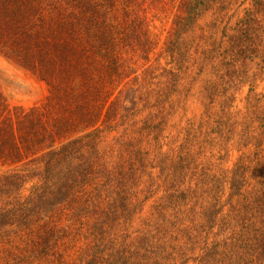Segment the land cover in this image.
Here are the masks:
<instances>
[{
  "label": "trees",
  "instance_id": "16d2710c",
  "mask_svg": "<svg viewBox=\"0 0 264 264\" xmlns=\"http://www.w3.org/2000/svg\"><path fill=\"white\" fill-rule=\"evenodd\" d=\"M210 1L179 3L161 66L144 1L0 0V55L47 87L32 108L0 93V240L19 264H264V93L249 85L233 108L252 25L197 119L181 88L184 36Z\"/></svg>",
  "mask_w": 264,
  "mask_h": 264
},
{
  "label": "rangeland",
  "instance_id": "374dc122",
  "mask_svg": "<svg viewBox=\"0 0 264 264\" xmlns=\"http://www.w3.org/2000/svg\"><path fill=\"white\" fill-rule=\"evenodd\" d=\"M141 1H144L143 8H147L145 12L148 20H152L150 25H152L151 30L156 48L150 54L151 63L155 65L154 61L158 59L159 64L164 66L168 62V58L163 54L164 43L168 38L174 15L178 12L179 3L182 6L184 0ZM259 1L264 0H212L208 3L207 11L192 20L193 25L184 36L189 48L186 49L184 60L179 63L182 92L184 91L188 98V118L197 119L201 115L202 88L218 81L216 75L222 73L221 61L229 57L233 36L244 24L252 25L250 34H252L253 46L248 52V59L239 60V76L249 79L250 83L240 88L233 108L235 111H244L249 85L254 87L256 93H264V63L261 61L264 56V8L260 9ZM193 3V1L189 2V5ZM155 13L158 17L153 18ZM237 35L239 36L240 33L238 32ZM243 35L245 32L242 33ZM160 53L162 57L158 56ZM0 93L10 107L32 108L43 102L47 87L28 71L0 55ZM219 102L220 97L215 98L209 108L210 113H217ZM114 134L105 136L103 142L105 146L110 144V139ZM229 149L226 163L228 166L237 156L232 146H229ZM150 205L151 201L145 203L134 220V226H137L138 222L147 216ZM2 242L0 240V264H19L20 250H16L12 243ZM68 258H73V255L69 254ZM25 264H41V261L30 259Z\"/></svg>",
  "mask_w": 264,
  "mask_h": 264
}]
</instances>
